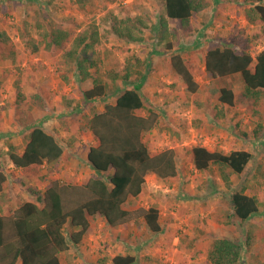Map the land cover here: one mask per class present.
I'll list each match as a JSON object with an SVG mask.
<instances>
[{
	"label": "rangeland",
	"instance_id": "374dc122",
	"mask_svg": "<svg viewBox=\"0 0 264 264\" xmlns=\"http://www.w3.org/2000/svg\"><path fill=\"white\" fill-rule=\"evenodd\" d=\"M209 1L208 8L194 14L190 32H184L179 21L168 19L169 30H176V35L160 41L154 24L165 14V0H91L82 7L77 0H0V29L7 32L15 51L11 59L0 43V166L7 175L0 194L1 213L13 214L26 200L40 201L53 180L76 186L86 183L95 174L87 153L98 143L86 115L91 117L116 101L117 93L86 99L84 92L93 86L92 79L81 80L67 71L61 52L44 53L45 35L53 24H62L73 37L90 24L99 27L102 39L97 50L103 63L99 72L93 70L94 76L108 82L111 91L140 81L146 108L139 114L154 112L157 119L144 140L152 153L167 148L179 151L177 175L163 180L149 173L142 193L125 205L128 209L157 205L159 232L150 230L142 218L111 227L103 217L93 216L81 243L61 254L63 264H113L117 254L135 256L134 264H211L208 253L220 237L244 244L236 264H264V94L258 102L237 99L234 106L221 105L220 88L228 86L239 94L244 89L242 76L213 78L205 66V54L214 46L236 45L256 56L264 47V35H257L263 25L248 22L244 9L250 4L244 0ZM137 15L148 22L144 41L126 42L109 31L116 17ZM30 37L37 50L27 43ZM169 41L171 50L166 49ZM176 53L184 57L198 82L197 92H190L173 70L170 58ZM138 60L142 62L138 70L146 72V79L141 83L133 73L123 82L120 76L127 64ZM17 85L25 94L20 106ZM23 120L55 132L65 147L57 165L24 170L11 162L10 146L21 151L25 144L29 128ZM196 144L224 152L244 149L252 158L243 173H232L225 181L214 165L202 171L194 166L188 148ZM242 188L260 205L246 221L235 215L231 201L232 193Z\"/></svg>",
	"mask_w": 264,
	"mask_h": 264
},
{
	"label": "trees",
	"instance_id": "16d2710c",
	"mask_svg": "<svg viewBox=\"0 0 264 264\" xmlns=\"http://www.w3.org/2000/svg\"><path fill=\"white\" fill-rule=\"evenodd\" d=\"M89 1L77 0L81 7ZM244 2L250 4L244 9L246 19L251 24H262L261 32L257 35H264V0ZM209 6V0H165V14L154 24L158 39L163 41L169 39L171 34L176 35V30H169L168 19L179 21L183 31L190 32L194 14ZM147 27L148 22L139 15L116 17L109 31L126 42H142ZM101 39L96 24H90L75 37L62 24H53L46 32L44 53L56 56L61 52L67 71H74L81 80L92 79L93 86L84 92L86 99L105 98L114 93L117 96L115 103H106L103 111L95 112L91 117L86 115V123L98 140L96 145L89 147L87 153L95 174L86 183L76 186L53 180L42 193L40 201L26 200L13 214L0 212V264H63L61 254L69 251L72 245L81 243L90 227V218L97 215L103 217L111 227L142 218L150 230H161L160 209L157 205L138 209H128L125 205L129 198L142 193L149 173L163 180L174 178L178 172L179 151L167 148L152 153L144 140L145 132L156 125L157 119L154 112L148 116L139 114L146 108L140 92L141 84H138L140 81L137 84L133 82L132 87H116L113 92L108 82L100 76H94L93 70L99 72L103 63L97 50ZM10 41L7 32L0 29L3 51H7L13 59L15 51ZM27 43L38 49L34 38L30 37ZM166 47L171 50L172 42H167ZM140 62L127 64L126 72L120 79L126 82L133 73H137L142 83L146 79V72L138 70ZM170 64L187 89L192 93L197 92L199 84L184 57L179 53L173 54ZM205 66L213 78L237 73L242 76L244 89L239 94L228 86L220 88L221 105L234 106L237 99L258 102L264 94V47L253 56L236 45L214 46L205 54ZM117 77L118 74L114 75V79ZM64 78L69 79L67 75ZM24 98L25 94L17 85L18 106ZM21 122L29 130L24 136L25 144L21 151L16 146H10L11 162L24 170L57 165L65 147L55 132L38 123L29 125L26 120ZM188 153L198 170H206L214 165L225 181L229 180L232 173H243L252 158L248 150L224 152L201 144L190 146ZM6 180L7 175L0 166V194L4 191ZM30 190L37 197L40 196V192ZM231 201L235 215L241 221L259 212V200L246 193L244 188L233 192ZM243 245L236 239L217 238L212 243L208 259L211 264H236L242 256ZM135 261V256L130 254L113 257V264H134Z\"/></svg>",
	"mask_w": 264,
	"mask_h": 264
},
{
	"label": "crops",
	"instance_id": "0c3cea01",
	"mask_svg": "<svg viewBox=\"0 0 264 264\" xmlns=\"http://www.w3.org/2000/svg\"><path fill=\"white\" fill-rule=\"evenodd\" d=\"M92 87V86H91Z\"/></svg>",
	"mask_w": 264,
	"mask_h": 264
}]
</instances>
